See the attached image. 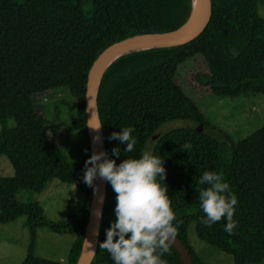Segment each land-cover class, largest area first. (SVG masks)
<instances>
[{"label":"trees","instance_id":"1","mask_svg":"<svg viewBox=\"0 0 264 264\" xmlns=\"http://www.w3.org/2000/svg\"><path fill=\"white\" fill-rule=\"evenodd\" d=\"M193 0H0V156L13 168V176L0 177V224L26 217L31 234L47 227L57 234H70L74 242L67 264H76L87 222L92 187L83 182L84 163L91 155L86 119L85 91L94 59L110 44L126 37L169 31L188 17ZM258 0H211V14L203 30L178 45L139 50L114 60L100 78L97 108L102 122L105 150L119 164L139 157L151 143L152 154L163 159L167 192L178 221L177 237L188 249L192 264H205L187 241V227L195 223L197 238L217 248L233 264H257L264 259V126L238 143L206 122L194 100L176 80L178 67L201 56L206 73L195 81L209 94L236 98L264 94V18L257 13ZM67 90L75 101L69 132L82 133V156L74 165L52 139L34 97ZM14 126L6 127L9 120ZM172 120H186L194 127L160 133ZM202 124L201 132L196 130ZM123 127H132L137 143L109 140ZM216 132V133H215ZM153 135H157L152 139ZM190 149H182L184 144ZM119 147L121 155H112ZM85 149H88L86 152ZM206 170L222 175L235 193V234L223 230L226 219L207 227L200 222L196 185ZM57 178L77 182L84 200L80 210L64 221H49L37 202H20L21 190L40 193ZM116 194L110 182L102 210L99 238L90 264H114L99 244L115 220ZM162 259L181 264L177 250ZM22 264H60L35 257L28 251Z\"/></svg>","mask_w":264,"mask_h":264},{"label":"rangeland","instance_id":"2","mask_svg":"<svg viewBox=\"0 0 264 264\" xmlns=\"http://www.w3.org/2000/svg\"><path fill=\"white\" fill-rule=\"evenodd\" d=\"M257 13L264 18V0L257 1ZM207 71L205 60L201 56H195L180 65L176 75L178 84L194 100L206 122L225 133L232 143H238L264 126V94L255 93L236 98L209 94L194 79L195 74ZM34 101L36 109L46 118L52 139L59 143L66 158L76 165L82 156L83 136L82 133L68 131L70 115L75 113L73 97L67 90H58L56 93L37 95ZM195 125L186 120H172L164 123L159 131L162 133ZM5 126H14V121L9 119ZM1 128L0 123V130ZM150 147L149 142L145 150L149 151ZM11 176V164L5 156H0V177ZM15 199L24 203H39L44 218L58 222L69 219L80 210L84 195L77 182L68 185L53 178L40 193L21 190ZM187 241L196 256L205 264H233L229 256L197 238L194 222L187 227ZM73 242V235L53 233L47 227L36 228L35 237L31 240L26 217L21 216L12 222L0 224V264H22L29 250L35 257L67 264ZM257 264H264V259Z\"/></svg>","mask_w":264,"mask_h":264},{"label":"clouds","instance_id":"3","mask_svg":"<svg viewBox=\"0 0 264 264\" xmlns=\"http://www.w3.org/2000/svg\"><path fill=\"white\" fill-rule=\"evenodd\" d=\"M87 126L95 134L92 154L84 163L83 182L96 191L97 178L108 181L116 194L115 220L106 229V239L99 244L100 249L110 254L114 264H168L162 256L171 255V245L178 234L177 225L182 221L173 223L177 218L167 185L162 183L166 179L163 159L145 150L138 158L129 156L117 164L106 150L95 148L103 143L102 122L90 121ZM132 132V127H123L119 132H112L108 139L126 144L124 152L131 153L137 143ZM190 148L187 143L182 146V149ZM112 155L119 157L120 148L114 147ZM195 189L204 213L200 222L211 227L226 219L223 230L229 235L235 234L238 222L234 220V212L238 199L222 175L204 171Z\"/></svg>","mask_w":264,"mask_h":264},{"label":"water","instance_id":"4","mask_svg":"<svg viewBox=\"0 0 264 264\" xmlns=\"http://www.w3.org/2000/svg\"><path fill=\"white\" fill-rule=\"evenodd\" d=\"M210 14L211 0H195L194 2L192 1L191 10L188 17L177 28L163 32L135 34L114 42L104 48L94 59L87 75L86 91L84 96L86 126L90 121L100 122L97 108L98 85L102 74L114 60L124 54L134 51L158 47H168L185 43L195 38L203 30L210 17ZM123 51L127 52L115 57L116 54ZM196 130L201 132L202 124H198ZM87 132L92 154V137L95 133L88 126ZM101 135L103 138L102 129ZM156 137L157 135H153L152 139H155ZM95 148L97 151L105 150L104 140L102 144L95 145ZM95 184L97 186V190L94 191L92 188L87 222L84 228L83 241L76 264H90L98 243L107 181L97 178ZM172 246L179 253L181 264H192V257L188 249L178 237H176Z\"/></svg>","mask_w":264,"mask_h":264},{"label":"bare ground","instance_id":"5","mask_svg":"<svg viewBox=\"0 0 264 264\" xmlns=\"http://www.w3.org/2000/svg\"><path fill=\"white\" fill-rule=\"evenodd\" d=\"M194 1H195V0H193V2H194ZM126 52H127V51L120 52V53L116 54L115 57H116V56H119V55H121V54H124V53H126Z\"/></svg>","mask_w":264,"mask_h":264}]
</instances>
